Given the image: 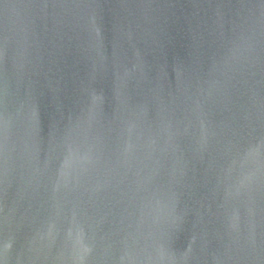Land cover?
I'll use <instances>...</instances> for the list:
<instances>
[{"label":"water","instance_id":"water-1","mask_svg":"<svg viewBox=\"0 0 264 264\" xmlns=\"http://www.w3.org/2000/svg\"><path fill=\"white\" fill-rule=\"evenodd\" d=\"M0 264H264V0H0Z\"/></svg>","mask_w":264,"mask_h":264}]
</instances>
